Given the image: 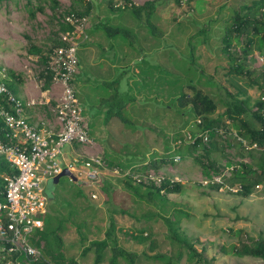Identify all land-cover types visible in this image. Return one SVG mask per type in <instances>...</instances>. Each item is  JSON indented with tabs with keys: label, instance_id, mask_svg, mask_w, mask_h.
<instances>
[{
	"label": "rangeland",
	"instance_id": "374dc122",
	"mask_svg": "<svg viewBox=\"0 0 264 264\" xmlns=\"http://www.w3.org/2000/svg\"><path fill=\"white\" fill-rule=\"evenodd\" d=\"M54 1H57L56 5L53 0L0 3V68L4 67L8 72L6 62H12L20 78L27 80L30 89L39 94L34 95L36 97L42 96L43 83L39 74L43 63L38 56L27 53L29 45L40 47L49 56L54 41L59 40L62 33L60 28L64 18L84 8L81 0ZM89 1L93 7L88 14L87 38L95 44L94 62L103 57L111 65L118 59L119 63H114L120 67L117 87L123 90L125 98L120 117H109L104 104L105 112H98L100 97L110 93L109 87L89 78L87 68L89 71L92 68L89 62L81 61V74L76 76L73 85L93 141L89 146L75 145L74 152L64 157L78 167L87 156L100 154L106 168L94 181L83 173L74 172L78 178L76 182L63 176L56 184L52 179L42 183L45 191L52 193L45 213L64 221V255L68 259L74 258L77 264H93V250L85 254L82 251L90 241L104 238L113 221L112 237L117 238L118 245L138 254L134 264H165L169 260L172 264H198L196 256L190 258L185 245L171 240L164 221L169 218L177 221L178 235L202 255L206 264H264L263 258L238 256L232 251L233 245L250 243L259 237L264 239V184L255 187L247 197L236 193L238 185L229 187L226 182L218 190L212 189L213 182H221L227 177L224 166L228 165L227 158L216 155L218 160L220 157L221 173L213 174L212 180L204 177L201 167L190 158L152 170L156 177L182 182L181 192L162 193L161 196H147L148 189L144 187L135 192L126 185L124 175L130 167L148 162L152 153L164 154L171 149L179 141L178 131L180 134L188 130L198 132L189 106H182L175 99L181 92L192 94L188 84L217 102L214 115L223 110L220 100H224V88L232 92L237 90L234 83L246 89L252 101L261 94L257 86L247 85L245 76L227 75L231 62L221 51L222 36L228 25L226 19L253 0H193L190 3L181 0L180 4L174 0H160L150 24L145 21L144 14L138 17L129 7L123 8L124 0ZM130 1L142 4L147 0ZM37 6L43 10L31 18L28 11ZM105 25L119 27L122 31L107 34ZM123 29H126L125 33ZM98 35H101L100 41L93 42L92 36ZM230 36V48L237 55L244 46V35L237 37L231 32ZM78 55L77 50V58ZM244 68L255 69L252 78L260 79L264 73V54L254 52ZM197 71L202 75L198 76ZM109 85L114 84L110 81ZM50 86L55 97L50 100L49 108L45 107L48 114H52L50 108L60 96L59 86L53 83ZM89 109L95 112L91 114ZM227 152L228 159L236 166L249 160L247 156L241 157L240 154L245 152L239 146L229 148ZM74 158L78 161L74 162ZM107 160L113 163L112 166ZM207 178L211 180L210 185L205 182ZM218 178L220 181H216ZM130 183L138 186L135 182ZM140 230H144V241L134 238ZM179 251L181 258L176 261ZM155 254L164 259H153ZM110 256V248H107L101 264H107ZM125 263V259H118L117 264Z\"/></svg>",
	"mask_w": 264,
	"mask_h": 264
},
{
	"label": "trees",
	"instance_id": "16d2710c",
	"mask_svg": "<svg viewBox=\"0 0 264 264\" xmlns=\"http://www.w3.org/2000/svg\"><path fill=\"white\" fill-rule=\"evenodd\" d=\"M4 1L14 0H0V3ZM84 3V8L81 11H74L77 15H88L92 11V2L81 0ZM123 8L129 7L131 11L138 17L144 14L145 21L150 24L154 11L156 10L157 2L160 0H147L142 4H134L130 0H124ZM175 3L180 4L181 0H174ZM190 3L193 0H185ZM55 5L57 1H54ZM41 6H37L35 9L30 8L28 13L31 18L35 17L36 12L42 11ZM258 13L260 15L258 16ZM228 25L225 26L224 34L222 36L223 45L221 51L230 59V68L227 75L233 74L236 77L245 76L248 86H257L261 91L260 95L255 101H252L247 90L242 86L234 83L237 90L232 92L229 88L225 89L224 100H220L223 110L217 115H214L217 111V102L201 89L195 88L191 84L192 94L181 92L175 99L182 106H189V114L195 118V125L198 132L191 133L194 140L187 142L183 138V131L177 132L180 143L170 149L168 148L164 154H158V152L152 153L150 159L145 164L130 167L131 174H145L148 170H158L163 165L177 164L174 161V157L179 156L180 161L185 158H190L194 163L201 167V173L204 177L211 178L214 174H220V157L227 158V164L225 167L232 165V161L228 159V149L233 147H240L241 151L245 153L240 154L241 157L247 156L248 161L239 162L236 166L233 165V169L229 176L224 177L221 182L209 183L212 189L218 190L224 182L229 187L238 185L236 193L242 197L249 196L255 187L260 184H264V154L257 150H248L244 147L242 140L247 143L257 142L262 144L264 142V73H261V78H252V74L255 69H245L246 61L250 59V56L254 53L264 54V0H253L249 5L240 6V8L234 12L229 18L226 19ZM107 34L121 33L122 29L119 27L113 28L105 25ZM62 32L70 30L71 26L66 23L61 24ZM126 32V29H123ZM234 32L237 37L244 35L242 50L239 54H234L230 48V33ZM60 40H56L53 43V47L60 45ZM52 50V49H51ZM27 53L29 55L38 56L39 60L43 63V68L39 74L40 80H42V89H48L52 84V72L48 68V56L43 53V50L30 44ZM192 55V51L190 52ZM8 74L13 78H20V74L17 76L12 70H8ZM198 76L202 75L201 71H197ZM232 80V79H231ZM15 82L7 81L8 88L15 93ZM15 95V94H14ZM113 104H117L116 112H109L108 116L117 115L121 116L122 112V99L121 98H109ZM125 119V118H124ZM3 124L0 120V135L2 136ZM235 128V130H234ZM206 135V141L203 139ZM174 138V136H173ZM242 139V140H241ZM175 140V139H174ZM187 145L185 146V144ZM185 143V144H184ZM183 147V150L181 149ZM219 155V160L216 158ZM105 161V159H104ZM107 164L112 166V162L107 160ZM220 170V171H219ZM12 170L5 159L0 155V200L4 197V181L3 174L10 173ZM126 185L133 188L135 192H138L141 187L148 189L147 196L151 197L155 194L161 196V194L179 193L182 191V182L172 181L165 177L156 184L154 181L148 183L141 182L136 183L131 176H125ZM130 182H135L132 186ZM132 183V184H133ZM52 193L47 192L49 199L52 197ZM44 226L41 231H38L37 238L33 240L35 246H40L42 242L41 252L42 256L38 260L32 261L31 264H77L74 258H66L63 248L62 232L65 229L64 221L62 218L54 214L45 213ZM164 221L168 226V230L171 233V240L176 241L180 245H185L190 252L191 256H196L198 264H206L202 260V255L197 254L195 249L186 240H183L177 233L175 225L177 221L165 218ZM109 230L105 233L104 238L95 239L90 241L89 245L84 247L82 253L85 254L90 250L94 252L93 264H101L103 262L104 253L107 248H110L111 256L107 264H117L119 258L125 259V264H134L138 258V254L135 252L127 251L117 243V238L112 237V231H114L115 224L110 222ZM144 230H140L138 236H134L136 240L144 241L146 237H143ZM174 239V240H173ZM174 241V242H175ZM232 251L238 256H251L264 259V239L259 237L256 240L246 243L242 242L239 246L233 245ZM18 257L22 259L20 255H12L10 257ZM164 256L155 254L153 259L161 260ZM181 258V251L177 253L175 260ZM9 257L0 260L5 261ZM165 264H172L169 260Z\"/></svg>",
	"mask_w": 264,
	"mask_h": 264
},
{
	"label": "built area",
	"instance_id": "2783aa9c",
	"mask_svg": "<svg viewBox=\"0 0 264 264\" xmlns=\"http://www.w3.org/2000/svg\"><path fill=\"white\" fill-rule=\"evenodd\" d=\"M64 23L69 24L71 29L60 34V45L52 48L48 56L52 83L60 88V96L50 108L60 126L55 134L28 122L24 103L7 86L9 77L6 68H0V120L3 124L0 155L12 170L2 176L4 197L0 200V260L9 259L0 264H31L41 258L43 243L35 246L33 240L37 238L36 233L43 229V215L48 203L43 182L52 179L65 167L73 174L80 172L94 181L98 173L106 168L100 154L87 156L78 167L64 157L65 145L89 146L93 141L73 85L78 70L77 50L81 41L87 39L89 18L88 15L71 13L64 18ZM34 103L32 100L27 105ZM183 138L187 142L194 140L188 131L183 132ZM203 139L206 141V135ZM242 143L246 149L264 154V142L250 144L242 140ZM173 159L176 163L180 161L177 155ZM73 161L78 160L74 158ZM233 167L227 166L226 176L230 175ZM152 172L150 169L145 174H131L129 169L124 175L131 176L136 183L154 181L159 184L163 177H156ZM210 179H205V182L211 183ZM91 195L96 198L95 193ZM12 255H20L22 259L10 257Z\"/></svg>",
	"mask_w": 264,
	"mask_h": 264
},
{
	"label": "crops",
	"instance_id": "0c3cea01",
	"mask_svg": "<svg viewBox=\"0 0 264 264\" xmlns=\"http://www.w3.org/2000/svg\"><path fill=\"white\" fill-rule=\"evenodd\" d=\"M112 17V15H109V18ZM93 31V30H92ZM91 31V33H92ZM88 35V33H87ZM101 35H98V37H94L92 36V40L93 42H99L101 38ZM95 38V39H94ZM87 38L85 41H83L80 45H79V49H78V62H79V67L77 70V73L74 75V84L75 81L77 79L76 76L81 74V61L83 62H89L90 67L92 68L91 71H89V69L87 68V74L88 77L96 80V81H100V82H104L105 86L107 85L109 87V94H103L100 97V103H101V109L98 110V112H105L103 109V107H105L104 105L107 106V110L106 113H113L116 112L112 111L110 107H117V104H113L111 99V97L113 98H121L122 99V106L124 105L123 101L125 98L124 92L121 88L117 87L119 86V65L114 64V63H119L118 59H114L112 61L113 64L109 65V63L103 58L100 57L99 60L97 62H94L93 59V55L96 53V48H95V44L92 43V41L90 42V39ZM88 40V41H87ZM10 49V48H9ZM7 50L6 52L8 53V56L10 55L9 53L10 50ZM36 56V55H35ZM9 62V61H8ZM93 62L95 64H93ZM7 66L9 67L8 69L12 70L14 72V74L17 76L18 70L17 67H14L12 65V62L7 63ZM23 78V77H22ZM13 78L11 76H9V80L8 81H12L15 82L14 85V89H15V96L20 99L24 105H25V115L27 117L28 122L31 125H34L38 128H41L44 131L50 132L52 134H55L60 126L58 125L56 118L54 115L52 114H48L46 113L45 107L49 108V103L50 100L53 99L54 93L51 89L52 87L50 86L48 89H42L41 91V97H36L39 94L35 91H32L30 89V85L28 84L27 80H25L24 78ZM112 82L115 86V89H113V86L109 85V82ZM32 87V86H31ZM36 95V96H34ZM34 101L35 103L32 105H27L30 101ZM45 102V103H42ZM104 104V105H103ZM81 107V105H80ZM82 109V108H81ZM103 109V110H102ZM43 110V112H42ZM95 112L92 109H89V113H93ZM85 117V116H84ZM86 118V117H85ZM109 119V118H108ZM76 149V146H70V145H65L63 148V153L64 155H66L67 153L71 152L73 153L74 150ZM68 158V157H67Z\"/></svg>",
	"mask_w": 264,
	"mask_h": 264
},
{
	"label": "water",
	"instance_id": "95a60500",
	"mask_svg": "<svg viewBox=\"0 0 264 264\" xmlns=\"http://www.w3.org/2000/svg\"><path fill=\"white\" fill-rule=\"evenodd\" d=\"M63 176H66V177H69L70 180L76 182L77 181V176H75L73 174V172H71V170H69V168L65 167L62 169V171L60 173H58L57 175H55L53 178H52V182L54 184L58 183L59 182V179Z\"/></svg>",
	"mask_w": 264,
	"mask_h": 264
}]
</instances>
